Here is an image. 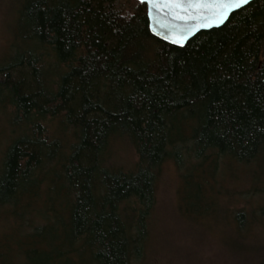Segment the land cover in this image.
Instances as JSON below:
<instances>
[{"label":"trees","instance_id":"obj_1","mask_svg":"<svg viewBox=\"0 0 264 264\" xmlns=\"http://www.w3.org/2000/svg\"><path fill=\"white\" fill-rule=\"evenodd\" d=\"M10 7L0 60V113L12 124L0 127V264H138L170 162L180 208H219L242 180L254 201L222 205L230 238L264 232V0L184 46L154 36L138 0ZM124 145L137 155L126 169L114 158Z\"/></svg>","mask_w":264,"mask_h":264},{"label":"rangeland","instance_id":"obj_2","mask_svg":"<svg viewBox=\"0 0 264 264\" xmlns=\"http://www.w3.org/2000/svg\"><path fill=\"white\" fill-rule=\"evenodd\" d=\"M11 15L10 0H0V60L12 38ZM3 117L5 123L0 113V127L4 124L10 131V116ZM114 155L115 161L122 164L124 169L132 167L137 159L135 151L126 145L119 146ZM239 181L231 186V198L225 193L220 195L219 208H209L199 213L202 210H191L185 205L179 207V175L171 162L166 163L157 180L149 235L144 255L138 264H255L260 260L264 254V232L259 229L260 226L255 227L250 232L252 235L245 239H231L227 227L233 223V217L229 212L222 211V205L229 199L231 203L227 210L241 209L244 205L248 209V201L251 204L254 201L251 195L245 193L246 183ZM231 184L230 181L228 185ZM205 201H212L210 194ZM189 203L194 205L195 199L192 198ZM256 244L261 245L263 250L258 247L257 252H253L251 248Z\"/></svg>","mask_w":264,"mask_h":264},{"label":"water","instance_id":"obj_3","mask_svg":"<svg viewBox=\"0 0 264 264\" xmlns=\"http://www.w3.org/2000/svg\"><path fill=\"white\" fill-rule=\"evenodd\" d=\"M146 5L149 30L163 41L184 46L201 31L221 27L231 13L253 0H138Z\"/></svg>","mask_w":264,"mask_h":264}]
</instances>
